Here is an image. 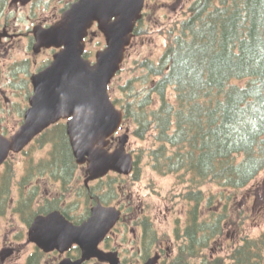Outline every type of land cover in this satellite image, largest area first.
Here are the masks:
<instances>
[{
  "label": "trees",
  "instance_id": "obj_1",
  "mask_svg": "<svg viewBox=\"0 0 264 264\" xmlns=\"http://www.w3.org/2000/svg\"><path fill=\"white\" fill-rule=\"evenodd\" d=\"M6 2L0 0V6ZM188 12L177 26L162 30L165 45L159 59L141 61L138 82L126 81L119 87L123 97L113 101L122 108L125 123L134 124V137L156 143L147 150L152 169L187 183L182 198L191 206L182 234L176 233L182 244L169 264H189L191 258H200V264H264V233L242 237L228 257L201 256L204 244L229 224L227 210L203 217L202 186L213 183L235 192L264 168V0H195ZM45 144L50 145L48 157L31 160L16 185L21 197L17 204L25 203L30 215L42 209L32 207L38 188L34 184L27 189L31 178L49 176L65 195L78 169L62 123L36 138L33 147ZM137 163L134 180L140 174ZM13 173L0 176L5 205ZM83 189L87 202L103 200L104 195ZM216 199L209 194L208 203ZM7 208L0 207V214Z\"/></svg>",
  "mask_w": 264,
  "mask_h": 264
},
{
  "label": "rangeland",
  "instance_id": "obj_2",
  "mask_svg": "<svg viewBox=\"0 0 264 264\" xmlns=\"http://www.w3.org/2000/svg\"><path fill=\"white\" fill-rule=\"evenodd\" d=\"M75 0H34L26 6L9 4L7 0L5 5L0 6V26L1 22L9 21L14 23L13 28L16 32H27L36 24L49 23L55 21L61 16L62 9L66 4ZM195 0H147L142 20V33L132 39L130 47L126 51L125 61L121 70L112 81L110 86V96L112 99L121 98L119 87L126 81L138 79L143 74L140 68L141 61L150 59L157 61L160 57L165 38L161 33L162 30L173 28L183 19L189 16L188 7ZM102 40H95L87 46L88 58L94 60L95 51L103 46ZM48 53L35 56L27 47V42L24 39L14 38L11 42H6L2 49L0 48V129L7 135L12 134L20 125L21 116L25 107H27V98L29 93L27 86L23 87L19 83V78H13V74H17L20 69L12 68L18 62L24 59H29V70L32 72L34 68L32 61L34 57L39 64L40 61L46 58ZM17 70L18 72H15ZM30 72V73H31ZM12 75V76H11ZM23 76V74H21ZM234 84L242 82L234 81ZM140 88V85H136ZM134 124H124L122 133L126 130L128 139L126 148L131 152L134 159L139 157V177L134 180L132 176H122L109 189L104 183L92 182L89 185L94 187L95 191L102 193L103 199L107 202L106 205H124V210L128 214L144 215L151 222L159 236H163L167 242V246L172 250V255L178 251L182 244L181 237H177V231L182 234L186 226L187 211L191 204L182 198V195L187 192V183H182L176 174L166 173L161 174L152 169L151 160L147 154L148 149H153L157 145L153 138L146 140L137 139L132 135ZM117 141V140H116ZM116 144V142H115ZM114 144V145H115ZM28 149V148H27ZM50 145L45 144L42 147H34L27 151L26 154L10 156L8 163L0 168V176L15 174L11 195V204L0 207H11L16 201L17 181L26 172L28 163L32 160L38 162L48 157ZM30 157V159H28ZM110 177H117L114 173L109 174ZM35 178V177H34ZM85 178V167H79L74 172L73 180L70 184V191L62 198L64 204H77L76 214L84 212V207L88 204L83 197V180ZM185 178H187L185 176ZM112 179L106 178V182H111ZM35 181V182H33ZM30 182L29 186L37 184L38 193L44 196L39 203L43 202L44 198L54 199L60 193L59 182L54 181L49 176H40ZM71 181V180H70ZM2 180H0V183ZM112 190V193H107ZM201 190L205 193L204 202L202 203V215L204 218H209L210 214L223 213L227 210L225 220L229 222L223 228L222 235L208 241L206 247L201 251L203 258L206 254H215L222 257H228L231 251L241 242V238L249 236L256 238L264 233V168L257 177L246 187L235 192L224 190L213 183H206ZM115 191V192H114ZM209 194L216 196L215 202L208 203ZM56 195V196H55ZM231 196L226 200V196ZM55 196V197H53ZM39 198V195H38ZM57 199V198H55ZM59 199V198H58ZM212 206V207H211ZM95 207V206H94ZM75 207H73L74 211ZM74 213V214H75ZM0 215V251L7 247H13L17 252L4 263L0 264H25L27 255L33 252L30 242L26 239L28 227L22 222L19 215L8 210L6 213L1 212ZM118 233V232H116ZM118 244H121L119 251L121 258L129 259L132 255L128 236L123 239V234H117ZM116 237V236H115ZM113 237L112 239H114ZM113 244V243H112ZM59 261L57 256L50 255L43 257L40 264H56ZM201 259L191 258L189 264H200ZM97 264V263H90Z\"/></svg>",
  "mask_w": 264,
  "mask_h": 264
},
{
  "label": "water",
  "instance_id": "obj_3",
  "mask_svg": "<svg viewBox=\"0 0 264 264\" xmlns=\"http://www.w3.org/2000/svg\"><path fill=\"white\" fill-rule=\"evenodd\" d=\"M18 1L25 4L30 0H13ZM143 5L144 0H77L50 27L33 29L35 51L42 47L60 50L47 68L31 78L33 95L22 125L9 137L0 133V166L9 154L19 153L48 126L67 120L66 135L72 155L78 165L87 164L85 184L109 171L130 173L133 161L125 151L126 134L119 138L120 145L113 152L105 149L123 119L107 89L124 60ZM94 22L105 38V47L96 53L91 64L82 55L84 38ZM119 216L115 208H104L98 203L87 221L74 226L54 212L35 219L29 240L45 252L57 249L63 253L77 244L82 250L81 258L74 262L64 259L60 264H82L91 258L122 264L117 253L98 249Z\"/></svg>",
  "mask_w": 264,
  "mask_h": 264
},
{
  "label": "flooded vegetation",
  "instance_id": "obj_4",
  "mask_svg": "<svg viewBox=\"0 0 264 264\" xmlns=\"http://www.w3.org/2000/svg\"><path fill=\"white\" fill-rule=\"evenodd\" d=\"M33 2L34 0H31L29 3L24 5L17 3L14 5H19L23 7ZM56 20L49 23L46 22L39 23L38 25L46 28L49 25L56 22ZM14 26L15 24L9 23V21L1 22V26H0V32H1L0 34L2 35L0 39L1 49L6 42H11L12 40H14V38H18V39L26 40L28 49L35 56H38L43 52L48 53V56H46L45 59L40 61L39 64L36 60V57H34L32 61V66L30 67L31 69L34 68L32 72L28 69L29 59H24L22 60V62H18L12 66V68L20 69L18 70L19 72L17 70H14L15 72L18 73L13 74V78H17L18 76H20L21 77L19 78L20 85L23 87L27 86V91L29 95H31L32 92V85L30 81L31 76L38 73L45 66H47L52 59L53 53L56 52L57 50L40 49L37 53L34 52L33 51L34 37L32 35V29H30L27 32H20V31L16 32V29L13 28ZM95 40H102L104 42V38L102 34L99 31H97L96 24H94L92 28L88 31V35L84 40L85 42L84 55H86V57H88L87 46L89 44H92ZM21 74H23V76ZM64 196L65 195H59L55 197L57 199L54 198L47 200L46 203L44 204V207L48 209L50 212H53L55 210L59 211L67 220H69L74 224H77L78 222H80L79 218L84 217V212L80 214H76L75 212L77 210L78 205L74 203L64 204V200L62 199ZM52 202L55 203L52 204ZM116 206L121 211L119 221L116 223L114 228L108 233V235L104 238V240L102 241L99 247L105 252L116 251L118 253L120 262H122L123 264H145L150 259H154L153 264L171 263L173 255H172V250L167 246L168 240H166L163 236H159L157 234L156 230L152 225V222L144 215L137 216V215H133L132 213L131 214L126 213L124 210V205L122 206L121 204L118 203ZM73 207H75L74 211H73ZM117 234H123L124 235L123 239L128 236L129 242L133 243L131 247L132 255L130 256L129 259L127 258L124 260L120 256L121 252L119 251V249L122 245L118 244L117 242L118 239ZM113 237L115 238L112 239ZM31 245L33 248V252L27 255V257L25 258V264H40L41 259L43 257L50 256L53 254L59 258V261L56 264H58L62 259L65 258L76 260L80 257V251L75 246L70 248L65 253H59L57 251L44 253L34 244ZM16 252L17 251L13 247H7L2 249L0 251V263H4L6 260L10 259ZM90 263L107 264L104 262H100L96 258L88 260L82 264H90Z\"/></svg>",
  "mask_w": 264,
  "mask_h": 264
}]
</instances>
